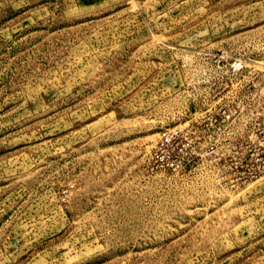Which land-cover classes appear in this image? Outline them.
Here are the masks:
<instances>
[{
  "label": "rangeland",
  "instance_id": "1",
  "mask_svg": "<svg viewBox=\"0 0 264 264\" xmlns=\"http://www.w3.org/2000/svg\"><path fill=\"white\" fill-rule=\"evenodd\" d=\"M0 264H264V0H0Z\"/></svg>",
  "mask_w": 264,
  "mask_h": 264
}]
</instances>
